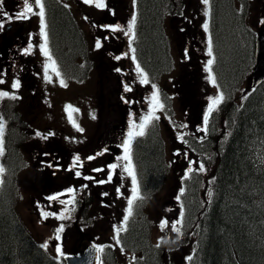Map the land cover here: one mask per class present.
<instances>
[{"label":"rangeland","instance_id":"1","mask_svg":"<svg viewBox=\"0 0 264 264\" xmlns=\"http://www.w3.org/2000/svg\"><path fill=\"white\" fill-rule=\"evenodd\" d=\"M104 3V8H97L95 4L89 6V14L82 10L78 12L84 17H78L77 24L89 51L86 74L79 79L72 77L66 82L49 69L51 80H46L44 66L48 60L41 51L43 36L37 33L26 42L31 45V49L34 46V52L28 54V59L25 58L26 62H38L35 73H27V67L30 72L29 66L34 64H27L22 69V59L9 63L18 64L20 69H16V66L8 69V72L5 68L0 69V91L9 93L8 97L0 98V116L7 113L9 100L15 95L17 98L12 100L16 102L17 109L23 111V120L28 122L27 125L32 126L36 122L37 126L39 117L33 114L32 109H42L46 114L54 116L57 127L61 129V133L56 134V141L67 137L74 149L95 140L96 133L105 127L109 117L114 131L120 135V149L115 163L118 166L112 174V180L106 183H98L101 181L98 179L100 171L89 170V176L92 177L89 179V198L84 197V191L74 182L67 184L72 170L79 168L76 161L60 166L57 183L59 188L62 185L63 187L58 191L55 202L50 204H45L46 198L39 192L41 176L22 170L15 187L18 213L36 239L46 245L48 251L56 257L60 255L56 251L58 246L62 253L73 251L78 238L74 226L76 220L80 221L81 226L92 235L97 244L115 245V228L121 227L127 214V201L132 189L131 177L123 168L126 161L118 158L124 155L123 143L128 138L129 128L133 123L139 125L141 118L149 111L154 84L159 90L160 103H164V107L157 109L155 114L159 117L157 120L166 144L167 173L160 190L149 201L150 207L147 210L153 223L154 240L168 242L166 251L169 263L186 264L189 246L178 239L180 233L174 232L171 227L179 220L177 197L182 189L181 180L190 167L199 169L202 163L205 170L200 172L206 178L204 193L208 198L211 191L208 180L213 169L210 160L201 162L186 145L187 136L198 137L202 133L204 116L211 103L209 98L219 95L206 71L207 62L212 58L208 55V32L203 27L207 22L208 4H204L203 0H182L181 14L166 17L165 28L171 43L172 64L154 81L148 79L149 83L143 84L136 70L137 63L132 59L129 36L125 35L133 16L134 0H112ZM34 10L35 13L39 12L38 7H34ZM109 17L112 18L111 22ZM39 20V15L34 14L32 22L35 30H38ZM261 20H264V0H249L247 22L258 30ZM117 26L119 30L113 31ZM97 40L101 42L100 48L96 47ZM61 79L66 86L60 83ZM17 80L20 87L14 89L12 84ZM125 85L131 90L126 91ZM249 89L250 82L246 79L240 92ZM68 105L78 111L68 109ZM31 136L27 141H38L33 134ZM181 136L183 139H180ZM102 167L101 164L100 169ZM86 169L85 167L80 171L86 173ZM113 171L112 169L111 172ZM108 176L109 174L102 179L107 181ZM69 188L73 192L69 193ZM70 200L73 203H67ZM66 208L68 212H65ZM42 212L55 215L45 217ZM61 213L65 215L64 219L58 218ZM165 220L167 226L162 229L161 222ZM61 226L63 231L57 233ZM177 239V244L173 246L170 241ZM117 253L120 261L126 260L120 252Z\"/></svg>","mask_w":264,"mask_h":264},{"label":"trees","instance_id":"2","mask_svg":"<svg viewBox=\"0 0 264 264\" xmlns=\"http://www.w3.org/2000/svg\"><path fill=\"white\" fill-rule=\"evenodd\" d=\"M181 3L135 0L132 45L138 62L151 75L171 64L163 19L181 12ZM210 6L214 72L224 100L210 114L207 131L195 145L201 162L210 160L213 165L211 195L206 198L204 176L195 171L185 179L180 198V230L184 243L191 246L186 264H264V82L237 95L254 61L255 33L246 22L249 0H210ZM48 15L51 43L62 60L73 62L82 44L72 21L60 6L49 7ZM13 132L11 161L0 184V264H64L36 239L18 213ZM134 159L142 190L155 189L163 168L165 173L163 141L155 126L137 138ZM133 218L120 233V247L138 254L134 264H170L162 248L152 243L143 213ZM106 262L121 264L113 250Z\"/></svg>","mask_w":264,"mask_h":264},{"label":"flooded vegetation","instance_id":"3","mask_svg":"<svg viewBox=\"0 0 264 264\" xmlns=\"http://www.w3.org/2000/svg\"><path fill=\"white\" fill-rule=\"evenodd\" d=\"M112 1V0H111ZM30 3L34 2L29 0ZM44 5V20L46 22L47 11L49 7L52 8L53 5L60 6L64 9L66 14L69 16L72 23L76 21L75 17H83L78 12L82 10L86 14L88 13L89 6L93 4L85 3L84 0H42ZM23 10V0H2V8L0 11L7 12L10 15L15 16L16 13ZM35 13V10H34ZM34 17L33 13H30L27 19H15L8 21L6 18L0 16V22L4 24L3 28H0V69L5 68V71L8 72V69H17L19 68L18 64H9L14 59H22V69L27 67V64H34L29 66L36 70L38 67L36 64L38 62H26L25 58L28 59V54L32 53L30 51H25L29 49V45L26 42L33 36L37 34L38 30H35L33 27L32 19ZM77 32V31H76ZM79 32V31H78ZM77 32V33H78ZM52 33V32H51ZM79 37L81 44L83 43V38L80 35ZM20 49V50H19ZM80 51L82 49L80 48ZM27 54V56H26ZM62 63H65V67L69 69L68 75L73 74L72 62L62 60ZM20 69V68H19ZM83 76V74H82ZM39 102H37V105ZM33 114L36 117H39L34 125H24L17 124L12 125L11 129L8 126L9 131L5 133V140L10 145V138L12 137L13 131L17 132V141H16V162L23 163V171H32L33 175L41 176V188L39 189L40 194L50 197L56 194V191L59 189V184L57 179L59 177V167L62 165H67L75 161V157L79 156V162H76L79 168L75 171L72 170V174L68 177L71 182L75 184L80 183L81 189L84 191V197L89 198V179L86 177L89 176V170L94 171V169L101 168L100 175L98 176L99 180L105 175L111 173L114 174L115 170L111 172L112 169L109 168L110 164L116 163V155L119 152V137L120 135L114 131V125L110 124V118L107 117V123L105 127H102L96 133L95 140L89 142L86 146H78L75 149L70 144V140L67 137H64V140L56 141V134L61 133V129L57 127L54 116L51 114H46L42 109H32ZM50 113V112H48ZM21 116L23 111L19 112ZM34 127H37L34 129ZM56 128L58 131L56 132ZM41 133L40 136H37L36 133ZM33 137L38 139V141H27ZM47 137L45 139L44 137ZM163 141V140H162ZM27 142V144H26ZM136 141L132 142L131 145V155L136 165L134 159ZM7 149V147H6ZM8 150V149H7ZM92 156L94 159L89 160L88 157ZM5 159L11 160V153H6ZM163 162H164V141H163ZM86 169V173L80 170ZM79 172L80 175L77 176L76 173ZM117 173V172H116ZM164 176V168L162 172V177ZM162 179V178H161ZM63 186V185H62ZM86 198V199H87ZM90 239L88 235L87 239L83 242H87Z\"/></svg>","mask_w":264,"mask_h":264},{"label":"snow or ice","instance_id":"4","mask_svg":"<svg viewBox=\"0 0 264 264\" xmlns=\"http://www.w3.org/2000/svg\"><path fill=\"white\" fill-rule=\"evenodd\" d=\"M34 4L37 5L39 7V12L38 13H34L33 10V3H30L29 0H23V10L16 13L15 16L13 17V15L8 14L7 12H2L0 11V16L6 18L8 21H11L13 18L19 20V19H27L30 13L33 14H37L40 17V32L41 35L43 36V44L41 45V51L43 53L44 56L47 57L48 62L45 64L44 66V70H45V79L46 80H51V77L49 76V69L55 73V75L60 76V72L58 70V67L56 65L55 60L52 58L51 53L48 49V36H47V31H46V23L44 20V5L42 0H33ZM85 3L88 4H95V6L97 8H104L105 7V3L104 0H84ZM204 4H208L209 0H203ZM0 8H2V0H0ZM135 23H136V16L133 15L132 19L129 21L128 23V27H127V31L125 32V35L129 36V43L131 44L132 40L135 39V33H134V27H135ZM260 23L264 24V20H261ZM4 24L2 22H0V28H3ZM205 31L208 30V23L205 22V24L203 25ZM113 31H117L119 30V26H117L116 28L112 29ZM96 47L100 48L101 47V42L100 40H97L96 42ZM31 49V45H29V49H26L25 51H30ZM133 56L132 59L135 60V49H131ZM125 55H127V53H125ZM208 55L212 56V41H211V37L209 36L208 39ZM116 59H120V57H116ZM214 63V58L208 60L207 65H206V71L209 73L208 79L215 84L216 83V79L215 76L212 75V64ZM136 70L137 72L140 74V82L143 84H147L149 83L147 74L143 71V69L140 67L139 64L136 65ZM116 71H120V69H116ZM60 83L62 85H64V81L61 79ZM66 86V85H64ZM20 87V82L17 80L12 84V88L14 89H18ZM154 91L151 95L150 98V106H149V111L147 113V115L143 116L141 118V122L139 125L136 124H132L131 127L129 128V132H128V138L124 141L123 143V148H124V155L123 157H120L118 159H122L124 161H126V163L124 164L123 168H124V172L127 173L128 176L131 177V181H132V189H131V196L128 199L127 203H128V207H127V214L124 216V221L127 222V220L129 219V217L133 214V206L136 203L137 200L143 199V197L140 196L139 194V185H138V181H137V176H136V171H135V166L132 162V155H131V145H132V141L136 136H143L144 135V130L145 128L152 123L153 120L159 119V117L156 116V111L157 109L163 108V104L160 103V99H159V90L156 88V85H152ZM125 90L126 91H130L131 89L125 85ZM9 93L8 92H3L0 91V98H4V97H8ZM12 99H16L17 97L15 95H13L11 97ZM211 103L208 106V110L205 113L204 116V123L205 125H207L208 123V119L210 114L213 112V110L224 100V95L223 93H220L218 96H216L215 98H209ZM68 109H71L72 111H78V109H72L71 105L67 106ZM69 116L71 118V112L69 113ZM73 123L75 124V121H73ZM5 127H6V122L3 119V116H0V155L3 154L4 148H3V144H4V132H5ZM77 127H79L77 125ZM138 129V130H137ZM80 131H83V129H79ZM204 131H207V129H203ZM37 136H40L41 133L37 132L36 133ZM45 139H47V137H44ZM180 139H183V137L181 136ZM89 160L94 159V157L89 156L88 157ZM80 157L77 156L75 157V161L79 162ZM118 165L116 164H112L109 165L110 169H115ZM200 171H204V165L201 163L200 164ZM5 171V169L3 168L2 165H0V174H2ZM94 171H102V169H94ZM192 171V168L190 167L188 169V172L190 173ZM77 176L80 175L79 172L76 173ZM86 179H92V177H86ZM112 180V175L111 173L108 176V180L104 181H98V183H106V182H110ZM69 193L73 192V189L69 188L67 190ZM119 188L117 189V192L119 193ZM181 192H183V189H181ZM105 195H107V193H105ZM211 195V193H210ZM57 196H51L48 199L50 200H55L57 199ZM180 197H177V200H179ZM61 203H65L64 201H61ZM67 203H73V200L68 201ZM65 212H68V209H65ZM43 216H48V215H55L54 213H47V212H42ZM181 217H183V211H181ZM60 219H64L65 215L63 213H61L59 215ZM182 223V220H177L176 222H174L171 227L172 230L176 233L180 232V228L177 226L179 224ZM167 226V221H162L161 222V228L163 229L164 227ZM124 229L122 228H117L116 229V236H117V243H119L118 240V236H119V232L122 231ZM63 231V226H61L59 229H57V233L62 232ZM57 239H59V236L57 235ZM46 247V245H44ZM159 246V245H157ZM57 253H60L61 255H63L61 248L58 246L56 248ZM98 252H102L103 251V247H98L97 248ZM189 259H191V257H189Z\"/></svg>","mask_w":264,"mask_h":264},{"label":"water","instance_id":"5","mask_svg":"<svg viewBox=\"0 0 264 264\" xmlns=\"http://www.w3.org/2000/svg\"><path fill=\"white\" fill-rule=\"evenodd\" d=\"M252 79L254 86L264 81V24L256 43V63ZM97 248V246L92 245L78 254L66 255V262L67 264H98L100 255Z\"/></svg>","mask_w":264,"mask_h":264},{"label":"bare ground","instance_id":"6","mask_svg":"<svg viewBox=\"0 0 264 264\" xmlns=\"http://www.w3.org/2000/svg\"><path fill=\"white\" fill-rule=\"evenodd\" d=\"M259 128V127H258ZM261 128V127H260ZM264 141V140H263ZM244 147V146H243ZM224 149V148H223ZM231 150V149H230ZM231 152V151H230ZM242 154V153H241ZM240 154V155H241ZM259 154V153H258ZM263 171V170H262ZM255 185V184H254ZM256 187V186H255ZM236 188V187H235ZM256 191V190H255ZM234 201V200H233ZM242 206V205H241ZM259 213V212H258ZM250 216V215H249ZM208 217V216H207ZM247 217H248V215H247ZM248 223V222H247ZM255 224V223H254ZM254 226V225H253ZM254 228V227H253ZM246 232V231H245ZM232 235V234H231ZM203 237V236H202ZM203 260V259H202ZM209 264V263H208Z\"/></svg>","mask_w":264,"mask_h":264}]
</instances>
